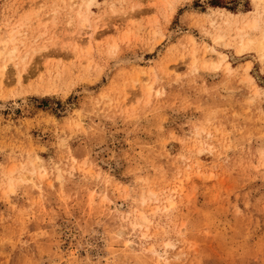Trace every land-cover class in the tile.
Listing matches in <instances>:
<instances>
[{"label":"rangeland","instance_id":"obj_1","mask_svg":"<svg viewBox=\"0 0 264 264\" xmlns=\"http://www.w3.org/2000/svg\"><path fill=\"white\" fill-rule=\"evenodd\" d=\"M88 4L0 0V264H264V0Z\"/></svg>","mask_w":264,"mask_h":264},{"label":"bare ground","instance_id":"obj_2","mask_svg":"<svg viewBox=\"0 0 264 264\" xmlns=\"http://www.w3.org/2000/svg\"><path fill=\"white\" fill-rule=\"evenodd\" d=\"M93 0H89V4L92 2ZM89 4H88V6H89ZM224 10V9H223ZM80 13V12H79ZM228 13V12H227ZM230 14L229 15H233V13H231V12H229ZM85 14V13H84ZM228 15V14H227ZM81 17V16H80ZM229 20V19H228ZM238 21V20H237ZM230 22V21H229ZM231 23V22H230ZM234 23V22H233ZM241 23V22H240ZM14 25V24H13ZM81 25H83L84 27H86V26H88V23H87V18L85 17V18H83L82 19V21H81ZM241 25V24H240ZM238 26V25H237ZM10 28H12V29H8V28H5L6 30H5V32H8L9 31V33H7V34H4L3 35V37L1 38V42H0V57L1 58H3L2 56L4 55V54H6V51H5V49H6V47H7V44H8V41L9 40H11V36H13L14 34H12L11 35V33H12V30H14V27H10ZM259 28V24H258V21L257 20H253V21H247V22H245V23H243V25L242 26H238V31H239V33L238 34H240V37L242 38V40H241V47H242V49H244V48H246L250 43H254V40L253 39H248V41H244V38L247 36V32L249 31V30H251V29H258ZM85 30V29H84ZM1 32V31H0ZM84 34H88V32H85ZM94 34V33H93ZM91 35L92 34H90V37H91ZM1 36V35H0ZM89 37V39H91ZM224 37H223V35H219V36H217L216 38H215V41H216V43H220V41H222V40H224L223 39ZM16 39V38H15ZM257 41V40H256ZM256 41H255V43H256ZM251 45V44H250ZM256 45H257V47H258V50L262 53V59L264 60V35H263V37H262V39L261 40H258V44L256 43ZM11 49V48H10ZM247 49V48H246ZM16 50H17V48L16 47H14L11 51H9L8 53H9V55H10V57H11V59H14L13 57H14V55H16ZM209 51L210 52H213V53H219L217 50H216V47H210L209 48ZM260 54V53H259ZM219 55H220V59L221 60H224L225 59V56L223 55V54H221V53H219ZM26 57H27V53L26 54H24V55H22L21 57H19L20 58V61H19V63L17 64V65H19L20 64V62H25L26 61ZM27 58H29V57H27ZM5 69H6V65H4L3 67H0V81L1 82H3V77H4V75H5ZM19 79L21 80V74L19 75ZM19 80V81H20ZM142 222H146V220H143L142 219ZM121 233H123V232H121Z\"/></svg>","mask_w":264,"mask_h":264}]
</instances>
